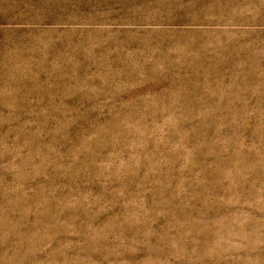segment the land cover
I'll return each mask as SVG.
<instances>
[{"label": "rangeland", "instance_id": "374dc122", "mask_svg": "<svg viewBox=\"0 0 264 264\" xmlns=\"http://www.w3.org/2000/svg\"><path fill=\"white\" fill-rule=\"evenodd\" d=\"M0 264H264V0H0Z\"/></svg>", "mask_w": 264, "mask_h": 264}]
</instances>
